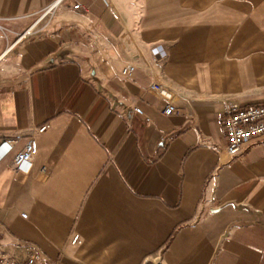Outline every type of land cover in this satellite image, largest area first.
<instances>
[{
    "label": "crops",
    "instance_id": "1",
    "mask_svg": "<svg viewBox=\"0 0 264 264\" xmlns=\"http://www.w3.org/2000/svg\"><path fill=\"white\" fill-rule=\"evenodd\" d=\"M53 1L0 0V260L264 264V135L230 158L223 127L264 103V0H62L2 55Z\"/></svg>",
    "mask_w": 264,
    "mask_h": 264
},
{
    "label": "built area",
    "instance_id": "2",
    "mask_svg": "<svg viewBox=\"0 0 264 264\" xmlns=\"http://www.w3.org/2000/svg\"><path fill=\"white\" fill-rule=\"evenodd\" d=\"M62 0H54L51 4L41 10L34 21L22 32L18 33L14 41L7 46L3 54L9 52L16 44L23 39L28 38L35 32L47 27L55 13L56 8ZM104 4H108L107 0H102ZM79 4H75L73 7L78 8ZM155 59L163 57L164 53L159 46H154L151 50ZM1 55V56H2ZM134 69V66L130 63L126 64L123 69V74H130ZM148 91L159 94L164 100L165 104L162 108V114L171 115L175 113L176 108L171 101L170 88L162 83L160 80L154 78L148 84ZM136 113H141L139 108H135ZM223 127L226 136V153L232 158L243 150L245 144L254 138H259L264 135V103L257 105L240 106L237 104H225V111L223 115ZM46 128L42 125L37 128L38 131H43ZM13 146V142L4 140L0 143V158L7 154ZM38 146L35 138L29 136L21 151L14 153L13 155V167L15 170L27 172L37 154ZM49 172V169L42 165L39 169V177L44 179ZM26 214H22L25 217ZM79 241L78 235H74L72 242ZM39 254L28 257L24 261H19L14 257L5 259L1 258V264H37L39 261Z\"/></svg>",
    "mask_w": 264,
    "mask_h": 264
},
{
    "label": "bare ground",
    "instance_id": "3",
    "mask_svg": "<svg viewBox=\"0 0 264 264\" xmlns=\"http://www.w3.org/2000/svg\"><path fill=\"white\" fill-rule=\"evenodd\" d=\"M6 53H8V52H6Z\"/></svg>",
    "mask_w": 264,
    "mask_h": 264
}]
</instances>
